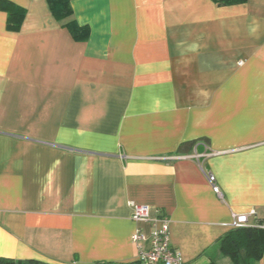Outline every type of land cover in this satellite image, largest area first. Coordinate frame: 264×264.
I'll return each instance as SVG.
<instances>
[{
	"label": "crops",
	"instance_id": "obj_1",
	"mask_svg": "<svg viewBox=\"0 0 264 264\" xmlns=\"http://www.w3.org/2000/svg\"><path fill=\"white\" fill-rule=\"evenodd\" d=\"M7 1L26 16L10 32L0 9V258L140 264L134 203L184 264H235V216L264 228V0H70L86 42Z\"/></svg>",
	"mask_w": 264,
	"mask_h": 264
},
{
	"label": "trees",
	"instance_id": "obj_2",
	"mask_svg": "<svg viewBox=\"0 0 264 264\" xmlns=\"http://www.w3.org/2000/svg\"><path fill=\"white\" fill-rule=\"evenodd\" d=\"M54 18L69 30L77 42H86L89 39L90 29L80 26L73 17L70 0H47ZM220 7L237 6L247 3L248 0H211ZM0 9L7 13V30L19 32L25 20V9L7 1L0 0ZM196 141L183 143L177 153L192 150ZM188 147V149H185ZM190 147V148H189ZM222 251L231 257L235 264H248L262 258L264 254V228L248 227L232 229L219 241ZM0 264H49L39 260H14L0 258ZM136 264V263H133Z\"/></svg>",
	"mask_w": 264,
	"mask_h": 264
},
{
	"label": "built area",
	"instance_id": "obj_3",
	"mask_svg": "<svg viewBox=\"0 0 264 264\" xmlns=\"http://www.w3.org/2000/svg\"><path fill=\"white\" fill-rule=\"evenodd\" d=\"M208 180L213 186L214 192L221 196L219 187L216 185V178L212 174H208ZM132 219L139 222H150L152 232L147 239L140 229L133 234L132 240L137 245L138 261L140 264H184V259L181 253L174 249L171 240V221L164 214H159L157 217H151V208L147 205L131 204ZM255 213L252 212L250 216ZM247 215L235 216L232 229H241L251 227L249 217ZM148 243V247L142 245V242Z\"/></svg>",
	"mask_w": 264,
	"mask_h": 264
},
{
	"label": "rangeland",
	"instance_id": "obj_4",
	"mask_svg": "<svg viewBox=\"0 0 264 264\" xmlns=\"http://www.w3.org/2000/svg\"><path fill=\"white\" fill-rule=\"evenodd\" d=\"M228 260V259H227ZM228 262H229V260H228Z\"/></svg>",
	"mask_w": 264,
	"mask_h": 264
}]
</instances>
